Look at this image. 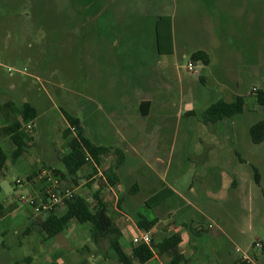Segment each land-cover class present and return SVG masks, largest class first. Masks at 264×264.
I'll return each instance as SVG.
<instances>
[{
	"label": "rangeland",
	"instance_id": "1",
	"mask_svg": "<svg viewBox=\"0 0 264 264\" xmlns=\"http://www.w3.org/2000/svg\"><path fill=\"white\" fill-rule=\"evenodd\" d=\"M148 1L137 0L141 7H145ZM105 2L0 0V105L5 107L0 111V124L5 126L14 119L11 113L7 114L8 103L18 106L30 103L34 106L38 110V120L35 128L36 146L28 149L31 153L37 154L41 146H46V155L51 160L58 155H55L56 152L64 151L61 146L65 142L60 136L64 127L62 110L81 120L86 137L94 144L109 148L121 141L111 128L114 119L105 118L106 114L101 111L92 119L84 110L91 101H98L101 107L105 106L100 98L105 93V86L100 83L105 84L108 78L105 71L106 48L112 49L115 58L124 46L120 39L121 33L113 42L105 35ZM158 4L159 11L170 14L174 19L180 54L174 84L178 86L184 81L187 89L189 81L195 82L194 89L198 93L191 98L197 108L196 116L185 118L183 113L177 119H167V125L164 126L158 125L160 120H152L150 129L163 134L144 136V142L141 141L142 136L138 137L139 140L132 135L128 137L134 139L132 143L143 144L145 148L153 142L154 137L160 138L161 158L166 163L172 161L169 167H164L167 168L168 181L179 180L181 185H186L205 169L207 161L200 157L202 153L199 152L201 140L204 144L208 141L211 144L217 142L216 139L204 140L206 136L200 130V115L223 99L219 93L223 87H229L237 96L245 97V113L233 119L235 136L232 142L238 149L226 152H230L231 159L236 162L233 168L242 169L246 190L252 191V202L248 194L237 200L233 191L223 189L218 193L222 198L218 204L224 211H230L229 217L241 218V225L246 227L252 208V219H255L252 231L246 230L242 239H237L232 226L228 225L226 231L236 242L252 243V254L261 256L264 249H258L255 244L264 242V223L259 222L261 218L264 219V143L253 144L249 130L264 120V106L256 102L254 91H264V0H158ZM100 15L103 17L99 22L93 21L92 18ZM148 25V22L142 24L146 30L139 41L140 51L150 42ZM99 27L104 28L103 31ZM200 32L204 33V38L199 41L196 34ZM203 43L204 50L212 60L211 69L203 74L208 78L205 84L199 82L197 74L187 71L191 52ZM185 97V100L190 98L187 94ZM181 105L186 107L187 104ZM178 107H181L180 104ZM28 133L32 136V133ZM250 154L251 165L239 166V157L247 158ZM146 162L149 167L141 165L143 172L159 169L156 157L151 155ZM251 166L257 168L262 177L260 185L256 184ZM21 167L18 165L0 177V205L11 209L9 218L5 222L0 220V264H25L26 259L44 253V245L47 247L48 243L44 241L39 227L28 225L35 215L30 206L20 202L21 196H30L24 187L27 172ZM58 167L64 168L59 158L54 160L52 167L43 169L53 173ZM218 173L215 170L214 174ZM164 174L160 172V175ZM40 175L38 178L44 184ZM229 175L227 172L224 175V186ZM18 180L22 181V186H16ZM198 186L199 183H196L195 187ZM212 193L214 190H211ZM64 208L61 205L54 212L60 215ZM141 214L150 215L147 209L141 210ZM39 218L35 222L39 223ZM252 261L258 264L254 257Z\"/></svg>",
	"mask_w": 264,
	"mask_h": 264
},
{
	"label": "crops",
	"instance_id": "2",
	"mask_svg": "<svg viewBox=\"0 0 264 264\" xmlns=\"http://www.w3.org/2000/svg\"><path fill=\"white\" fill-rule=\"evenodd\" d=\"M146 3L145 7H141L142 5L139 6L137 0H106L105 2L103 11L106 23L105 35L113 42V39L121 33L120 39L123 40L124 46L115 58L112 49L106 48L108 54L105 57V71L108 78L105 79V84L99 82L105 86V93L100 97L105 106L101 107L98 101H91V104L84 110L92 119L96 118V114L100 111L106 114L105 118L114 119L115 122L112 123L111 128L121 141L109 147V152L102 157L101 165L96 166L95 163L90 162L75 177H69L65 167L55 168V172L63 174V177L60 176L61 187L73 190L77 196L84 198L93 213L98 209L94 196H98L121 233L119 242L122 250L130 259V264H140L134 254L137 247L132 242L135 237L144 232L151 234L155 244L179 235L181 237L179 254L185 260L182 264H239L244 260L255 264L252 257L257 260L258 264H264V254L261 256L252 254V243L236 242L226 231L228 225L232 226L231 229L237 233V239H242L245 232L252 231V222L255 220L252 219V208L246 227L241 225V218L229 217L228 212L230 211H224L218 204L219 199H222L218 193L223 189V191H233L237 200H241L242 196L248 194V199L252 202V191L246 190L247 183L242 175V169L233 168L236 162L231 159V153L226 152L238 149V146L232 142L235 136L233 120H226L211 126L201 122L200 130L203 136H206L204 140L216 139L217 142L211 144L208 141L204 144L201 140L199 152L202 154L200 157H204L207 163L201 175L191 179V183L186 182V185H181L179 180L168 181L167 168L164 167H169L172 161L166 163L161 158L160 138L154 137L153 142L146 148L143 144L131 142L136 138L139 140V136H142L141 141L144 142L146 140L144 136L163 134L150 129L152 120H160L158 125L164 126L167 125V119L172 117L177 119L183 113L197 111L195 101L191 98L198 93L197 89L196 92L194 89L195 82L189 81L187 89L184 81H181L178 86L177 83L174 84L177 60L180 55L176 44L174 19L170 14L159 11L158 0H149ZM102 17L103 15H100L92 19L99 22ZM161 17H169L172 21L173 51L170 54H167L169 49L167 45L164 49L166 52L163 53H160L157 47L156 27ZM146 22L149 23L147 33L151 36L150 42L143 51H140L139 41L146 30V26L142 24ZM103 29L99 27V30L103 31ZM196 35L199 41L203 40L204 33L200 32ZM199 46L197 50L191 52L190 56L198 51L209 55V66L196 64L199 72L198 80L205 84L208 78L203 74L211 69L212 60L210 54L204 50L205 44ZM183 57H186L185 53ZM231 68L228 70L231 71ZM219 93L222 100L227 103L233 102L237 97H242L237 96L229 87L221 88ZM186 94L190 97L188 100H185ZM182 103L187 104L186 107L182 106ZM12 104L8 103L7 106ZM178 104L181 107H178ZM6 111L7 114L11 113L9 107H6ZM61 113L64 127L60 136L65 142L61 146V149H64L62 153L56 152L55 155H58L49 160L46 155L48 148L41 146L37 154L28 150L15 164L8 158L5 168L0 172V177H3L18 165L24 167L27 172V183L24 187L32 197L42 196L45 193L46 184L38 178L43 168L52 167L57 158L63 164V157L70 151L64 139V132L70 128V125L63 110ZM73 117L79 119L77 116ZM37 120L32 123L33 132L27 130V125H25L19 134L0 139V147L8 157L16 148V140L22 139L29 147L36 146ZM80 125L85 132L81 120ZM8 126L9 122L5 126L0 124L2 128ZM209 127L212 128L209 129ZM28 132L32 133V136H29ZM129 135L135 136L134 139L130 140ZM214 150L217 153H213ZM146 154L149 157L151 155L156 157L159 169H151L149 173L143 172L141 165L149 167L146 162L149 157ZM251 162L252 154L247 158L239 157L238 165L247 166L251 165ZM111 168L113 172L109 173V178H107L105 172ZM215 170L220 173L215 175ZM162 171L166 174L160 175ZM226 172L230 175L227 176L228 180L224 186ZM196 183H199L198 187H195ZM211 190H214V193L210 194ZM162 193L167 198L165 201L153 207L147 205L149 200ZM146 209L150 213L149 216L141 214V210ZM10 210L4 207L0 215L1 222L9 218ZM141 216L150 222L157 221V224L146 231L137 223ZM38 217L41 216H35L29 221V227H32L31 224ZM259 222L264 223V219L261 218ZM91 237V225H80L77 221H73L64 234L57 236L53 242L46 243L47 247L44 245L46 248L44 253H39L35 258H28L24 263L118 264L116 257L109 249V243L105 241L95 244ZM259 243L264 248V242ZM171 262L172 257L169 254H162L155 255L147 264H171Z\"/></svg>",
	"mask_w": 264,
	"mask_h": 264
},
{
	"label": "trees",
	"instance_id": "3",
	"mask_svg": "<svg viewBox=\"0 0 264 264\" xmlns=\"http://www.w3.org/2000/svg\"><path fill=\"white\" fill-rule=\"evenodd\" d=\"M157 47L160 53L166 52L164 50L167 45L169 48L167 54L172 53V21L169 17H161L157 22L156 27ZM190 61L194 64H202L204 66L210 65V57L207 53L198 51L191 55ZM257 103L264 106V91L258 90ZM10 108L11 114L14 116L11 124L8 127H0V139L8 136L17 135L24 128L25 125L33 123L38 118V110L29 103L23 105L12 104L6 106ZM5 107L0 105V111ZM246 110L245 98L237 97L233 102L227 103L220 100L209 106L201 115L200 121L207 126L216 125L226 120H233L235 117L243 115ZM63 114L70 125V128L64 132V139L67 141L69 153L63 157L62 162L69 177H75L79 171L88 165L90 162L101 165L102 157L108 152L109 148L94 144L85 135L83 128L80 125V120L69 115L65 111ZM196 116V112H190L184 117ZM75 130V131H74ZM251 141L255 145L264 143V120L254 124L249 131ZM18 139V137H16ZM15 150L8 157L5 151L0 147V172L5 168L8 158L12 163H17L23 157L29 146L20 139L16 140ZM119 167V166H116ZM253 167V166H252ZM255 172V181L257 185L261 184V175L257 168L253 167ZM113 172V168L105 172L107 178L109 173ZM55 176L63 177L60 172H53ZM1 191V189H0ZM98 203V209L95 213L89 207L88 202L80 197L74 196L71 200L64 203V212L57 214L54 211L47 213L40 217L39 223L34 222L31 226L39 227L41 235L45 242L53 241L57 236L64 234L70 227L73 221H77L80 225L92 226V242L99 244L101 242L109 243V249L116 257L118 264H130V259L126 256L120 245L121 233L108 215L106 206L101 202L97 195L94 196ZM167 198L164 193L152 198L147 202L149 207L157 206ZM4 211L3 205H0V215ZM138 225L149 231L157 224V221H148L144 217L138 218ZM181 237L175 235L171 238L163 240L160 244L152 243L147 245H140L134 250L137 261L140 264H147L155 255L169 254L172 257L171 264H182L185 260L179 254V245ZM56 264V263H52ZM239 264H249L246 261H241Z\"/></svg>",
	"mask_w": 264,
	"mask_h": 264
},
{
	"label": "built area",
	"instance_id": "4",
	"mask_svg": "<svg viewBox=\"0 0 264 264\" xmlns=\"http://www.w3.org/2000/svg\"><path fill=\"white\" fill-rule=\"evenodd\" d=\"M12 70H10L11 72ZM187 71L192 74H197V66L193 62L187 66ZM256 93L258 90H254ZM27 130H33V124L30 123L26 126ZM75 131V130H74ZM41 179L45 181V193L42 196H21L20 202L23 205H28L32 208L35 216H42L47 213L54 211L57 207L64 205V203L68 200H71L74 196H76L75 192L70 189H64L61 187L60 177L54 175L47 169H43L41 172ZM22 181L18 180L16 182V186H22ZM133 245L139 247L140 245L149 246L152 243V237L149 232H144L139 236L133 239ZM255 246L258 249L263 250V245L261 243H256ZM248 262V260H244ZM250 264V263H249Z\"/></svg>",
	"mask_w": 264,
	"mask_h": 264
}]
</instances>
